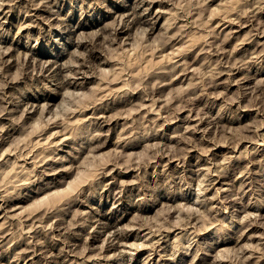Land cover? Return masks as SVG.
<instances>
[{"label":"rangeland","instance_id":"rangeland-1","mask_svg":"<svg viewBox=\"0 0 264 264\" xmlns=\"http://www.w3.org/2000/svg\"><path fill=\"white\" fill-rule=\"evenodd\" d=\"M6 1L0 0V35L6 37L0 36V44L6 46L0 45V54H5L4 49L10 52L8 57L0 58V66H3L0 67V97L4 96L0 101V204L8 203L0 209V263L264 264V0ZM138 1L143 3L140 5ZM4 11L8 14L7 19L2 18ZM121 14L125 16L122 18L128 19L124 21L121 18V22ZM138 30L146 33L144 37ZM226 34H229V39ZM106 35L108 39H105ZM78 40L83 42L82 46L75 44ZM220 44L224 47L219 48ZM75 50L77 52L73 53ZM89 53L95 57H89L85 68L80 63ZM242 56L246 57V63ZM27 57H32V61ZM185 60L190 66L185 64ZM98 61L103 62L99 64ZM241 61L242 64L238 63ZM49 64L59 69L54 73L56 76L50 71L48 75L42 68ZM64 64L69 68L65 69ZM186 65L189 69L184 71ZM225 68L229 72L224 71ZM66 71L74 72L68 74ZM177 72L178 76H175ZM210 74L214 84L210 82ZM199 79L206 89L199 88ZM191 80L199 85L191 84ZM75 91L80 94L70 97ZM6 102L9 104L5 105ZM45 105L47 109L43 108ZM151 109L157 112H151ZM104 112L107 114H101ZM194 123L196 132L191 126ZM100 127H104L103 131ZM49 130L56 131L51 133ZM88 149L95 151L98 158L93 153L89 155L91 151ZM198 202L205 203L199 205ZM206 205H212V208ZM112 211L111 218L118 221L119 231L125 235L127 232L130 249L120 247L117 248L119 252L114 249L112 253L113 250H108L102 243H105L103 235L90 244L88 234L96 233L98 221H105L104 217L112 215ZM27 216L25 223L23 220ZM188 216L193 222L188 220ZM150 254L153 257H148ZM248 254L251 257H247ZM216 257L220 259L213 261Z\"/></svg>","mask_w":264,"mask_h":264},{"label":"bare ground","instance_id":"bare-ground-1","mask_svg":"<svg viewBox=\"0 0 264 264\" xmlns=\"http://www.w3.org/2000/svg\"><path fill=\"white\" fill-rule=\"evenodd\" d=\"M1 1H2V0H1ZM5 1H6V0H5ZM5 1L3 0V2H5ZM36 1H37V0H36ZM36 1H35V3H37ZM38 1H39V0H38ZM42 1H43V0H40V2H42ZM6 2H7V1H6ZM8 2L10 3L11 1L9 0ZM33 2H34V1H33ZM46 2H48V1L46 0ZM134 2H135V1H134ZM140 2H141V1H140ZM140 2L138 1V3H140ZM259 2H260V1H259ZM0 3H1V2H0ZM35 3H34V4H35ZM138 3H137V4H138ZM142 3H143V2H142ZM142 3H140V5H141ZM147 3H148V2H147ZM31 4H32V3H31ZM39 4H40V3H39ZM41 4H42V3H41ZM43 4H44V3H43ZM50 4H51V3H50ZM137 4H136V5H137ZM28 5H29V4H28ZM35 5H37V4H35ZM44 5H45V4H44ZM47 5H48V3H47ZM259 5H260V4H259ZM2 6H3V5H2ZM29 6H31V5H29ZM39 6H40V5H39ZM45 6H46V5H45ZM45 6H44V8H45ZM51 6H52V5H51ZM128 6H129V5H128ZM132 6H133V5H132ZM261 6H262V5H261ZM10 7H11V5H10ZM49 7H50V6H49ZM133 7H134V6H133ZM139 7H140V6H139ZM144 7H145V5H144ZM147 7H148V6H147ZM259 7H260V6H259ZM263 7H264V6H262V8H263ZM0 8H1V6H0ZM46 8H47V7H46ZM145 8H146V7H145ZM4 9H5V8H4ZM127 9H128V8H127ZM146 9H147V8H146ZM158 9H159V8H158ZM160 9H161V7H160ZM135 10H136V9H135ZM142 10H145V9H142ZM149 10H150V9H148V11H149ZM126 11H127V10H126ZM133 11H134V10H133ZM133 11H132V12H133ZM136 11H137V10H136ZM139 11H141V10H139ZM146 11H147V10H146ZM261 11H263V9H262ZM1 12H2V11H1ZM50 12H51V11H50ZM127 12H128V11H127ZM130 12H131V11H130ZM143 12H145V11H143ZM156 12H157V10H156ZM252 12H253V10H252ZM2 13H3V12H2ZM37 13H38V11H37ZM54 13H55V12H54ZM118 13H119V12H118ZM120 13H122V12L120 11ZM136 13H137V12H136ZM136 13H134V14H136ZM138 13H141V12H138ZM256 13H257V12H256ZM39 14H40V13H39ZM39 14H38V15H39ZM124 14H125V13H124ZM124 14H121L122 16L119 17L120 20H121V22H122V19L125 21L126 18H127V17H126V18H122V17H125V16H123ZM131 14H132V13H131ZM143 14H145V13H143ZM147 14H148V13H147ZM147 14H146V15H147ZM7 15H8V14H7ZM7 15H6L5 11H4V15L2 16V18H3V17H6V19H7V18H8ZM33 15H34V14H33ZM45 15H46V14H45ZM129 15H130V13H129ZM140 15H141V14H140ZM35 16H36V15H35ZM54 16H55V15H54ZM136 16H138V15H136ZM148 16H149V15H148ZM42 17H43V16H42ZM45 17H46V16H45ZM51 17H52V16H51ZM117 17H118V15H117ZM132 17H133V16H131V18H132ZM140 17H141V16H140ZM143 17H144V16H143ZM145 17H146V16H145ZM145 17H144V18H145ZM0 18H1V17H0ZM36 18H37V17H36ZM48 18H49V16H48ZM48 18H47V19H48ZM121 18H122V19H121ZM138 18H139V17H138ZM226 18H228V17H226ZM34 19H35V18H34ZM59 19H60V18H59ZM61 19H62V18H61ZM127 19H128V18H127ZM142 19H143V18H142ZM148 19H149V18H148ZM231 19H232V17H231ZM43 20H44V19H43ZM49 20H50V18H49ZM56 20H58V19H56ZM129 20H130V19H129ZM129 20H128V21H129ZM166 20H167V19H166ZM233 20H234V19H233ZM4 21H5V20H4ZM63 21H65V20H63ZM63 21H62V22H63ZM71 21H72V20H71ZM115 21H116V20H115ZM115 21H114V22H115ZM137 21H140V20H137ZM143 21H144V19H143ZM146 21H147V20H146ZM148 21H149V20H148ZM87 22H88V21H87ZM117 22H118V20L116 21V23H117ZM129 22H130V21H129ZM65 23H66V22H65ZM67 23H68V22H67ZM119 23H120V21H119ZM119 23H118V24H119ZM127 23H128V22H127ZM132 23H133V22H132ZM142 23H144V22H142ZM146 23H147V22H146ZM231 23H232V20H231ZM245 23H246V22H245ZM245 23H244V25H246ZM114 24H115V23H114ZM114 24H113V25H114ZM122 24H123V23H122ZM124 24H125V23H124ZM137 24H138V23H137ZM140 24H141V23H140ZM0 25H1V23H0ZM4 25H5V24H4ZM69 25H70V24H69ZM138 25H139V24H138ZM141 25H142V24H141ZM244 25H243V26H244ZM126 26H127V25H126ZM133 26H134V25H133ZM142 26H143V25H142ZM142 26H140V27H142ZM241 26H242V25H241ZM111 27H112V26H111ZM113 27H115V26H113ZM117 27H118V26H117ZM119 27H120V25H119ZM119 27H118V28H119ZM137 27H138V26H137ZM0 28H1V26H0ZM72 28H73V26H72ZM115 28H116V27H115ZM115 28H114V30H115ZM143 28L146 29V27H144V26H143ZM143 28H142V30H143ZM154 28H155V27H153L152 29H154ZM234 28H235V27H234ZM239 28H240V27H239ZM6 29H7V28H6ZM124 29H126V28H124ZM135 29H136V28H135ZM228 29H229V28H228ZM228 29H227V30H228ZM68 30H69V28H68ZM70 30H71V29H70ZM72 30H73V29H72ZM107 30H108V29H107ZM109 30H110V29H109ZM111 30H112V29H111ZM111 30H110V31H111ZM120 30H121V28H120ZM224 30H225V29H224ZM227 30H226V31H227ZM229 30H231V28H230ZM229 30H228V31H229ZM233 30H236V29H233ZM110 31H108V32H110ZM116 31H117V29H116ZM130 31H131V30H130ZM144 31H145V30H144ZM228 31H227V32H228ZM231 31H232V30H231ZM117 32H118V31H117ZM128 32H129V31H128ZM137 32L142 33L141 30H138ZM137 32H136V33H137ZM222 32H223V31H222ZM0 33H2V32H0ZM3 33H4V32H3ZM60 33H61V32H60ZM69 33H70V32H69ZM111 33H113V32H111ZM111 33H110V34H111ZM115 33H116V32H115ZM144 33H145V32H144ZM144 33H142V34H143L142 37H144V35L146 34V33H145V34H144ZM225 33H226V32H225ZM228 33H230V32H228ZM66 34H67V33H66ZM98 34H100V33H98ZM98 34H97V35H98ZM106 34H107V33H106ZM93 35H96V34L93 33ZM97 35H96V36H97ZM100 35H101V34H100ZM111 35H112V34H111ZM117 35H118V33H117ZM120 35H121V34H120ZM136 35H137V34H136ZM230 35H231V34H230ZM232 35H233V34H232ZM0 36H1V35H0ZM70 36H72V35H70ZM98 36H99V35H98ZM115 36H116V35L114 34V37H115ZM228 36H229V34H226V35H225V37H227V38H228ZM233 36H234V35H233ZM1 37H2V36H1ZM3 37H5V36H3ZM3 37H2V38H3ZM68 37H69V36H68ZM89 37H90V36H89ZM101 37H102V36H101ZM108 37H109V34H108ZM108 37H107V35H106V36H105V39H106V38L108 39ZM116 37H117V36H116ZM118 37H119V36H118ZM225 37H224V38H225ZM5 38H6V37H5ZM69 38H70V37H69ZM103 38H104V37H103ZM109 38H110L111 40H113L112 37H109ZM224 38H223V39H224ZM229 38H230V36H229ZM229 38H228V39H229ZM77 39H78V37H77ZM77 39H76V40H77ZM82 39H84V38H82ZM85 39H86V38H85ZM93 39H94V38H93ZM114 39H116V38H114ZM223 39H222V40H223ZM228 39H227V40H228ZM0 40H1V39H0ZM6 40H7V39H6ZM6 40H5V41H6ZM80 40H81V38H80ZM118 40H119V39H118ZM118 40H117V41H118ZM106 41H107V40H106ZM108 41H109V40H108ZM220 41H221V40H220ZM225 41H226V38H225ZM225 41H224V42H225ZM252 41H253V40H252ZM259 41H260V40H259ZM88 42H89V41H88ZM95 42H96V41H95ZM98 42H100V41H98ZM101 42H102V40H101ZM114 42H115V41H114ZM226 42H227V41H226ZM257 42H258V40H257ZM71 43H72V42H71ZM107 43H109V42H107ZM110 43H111V42H110ZM125 43H126V42H125ZM125 43H124V44H125ZM221 43H222V42H221ZM260 43H261V42H260ZM5 44H6V43H5ZM75 44H76L77 46H80V45L82 46V45H83V42L78 40V41H75ZM86 44H87V46H88L89 43H86ZM93 44H94V43H93ZM224 44H225V43H224ZM0 45L2 46V44H0ZM71 45H72V44H71ZM73 45H74V44H73ZM103 45H104V42H103ZM4 46H5V45H4ZM4 46H2V47H4ZM8 46H9V45H8ZM10 46H12V45H10ZM15 46H16V45H15ZM74 46H75V45H74ZM91 46H92V45H91ZM91 46H90V47H91ZM94 46H95V45H94ZM126 46H127V45H126ZM126 46H125V49H126ZM129 46H130V45H129ZM222 46H223V45L220 44V47H219V48H221ZM225 46H226V45H225ZM257 46H258V44H257ZM5 47H6V46H5ZM100 47H101V46H100ZM223 47H224V46H223ZM254 47H255V46H254ZM26 48H27V47H26ZM75 48H78V47H75ZM82 48H83V47H82ZM96 48H98V47H96ZM103 48H104V46H103ZM219 48H218V49H219ZM8 49H9V47H8ZM88 49H89V47H88ZM88 49H85V50H88ZM177 49H178V48H177ZM236 49H237V47H236ZM4 50H5V54L3 53V55H2V53H1V54H0V58H1L2 56H7V57H8V55L10 54V52L8 53V50H7V51H6V49H4ZM73 50H74V49H73ZM78 50H79V49H78ZM220 50L223 51V50H225V49H220ZM220 50H218V52H219ZM233 50H235V49H233ZM252 50H253V49H252ZM0 51H1V49H0ZM10 51H11V50H10ZM32 51H33V49H32ZM34 51H35V50H34ZM70 51H71V50H70ZM92 51H93V50H92ZM215 51H217V50H215ZM221 51H220V52H221ZM235 51H236V50H235ZM254 51H255V52L257 51L256 48L254 49ZM11 52H13V51H11ZM25 52H27V51H25ZM72 52H73V51H72ZM75 52H77V50H75L73 53H75ZM79 52H80V51H79ZM86 52H87V51H86ZM88 52H89V50H88ZM174 52H176V51H174ZM174 52H173V53H174ZM177 52H179V51H177ZM177 52H176V53H177ZM213 52H214V51H213ZM218 52H217V53H218ZM220 52H219V53H220ZM225 52L227 53V51H225ZM255 52L251 51L252 54H254ZM29 53H31V50H29ZM73 53H72V54H73ZM80 53H81V52H80ZM82 53L84 54V52H82ZM93 53H94V52H93ZM100 53H101V52H100ZM176 53H175V55H178V54H179V53H178V54H176ZM215 53H216V52H215ZM215 53H214V54H215ZM217 53H216V54H217ZM223 53H224V52H223ZM251 53H250V54H251ZM25 54H27V53H25ZM34 54H35V53H34ZM77 54H78V53H77ZM86 54L88 55V53H86ZM180 54H181V53H180ZM227 54H228V53H227ZM233 54H234V53H233ZM250 54H249V56H250ZM255 54L257 55V53H255ZM255 54H254V55H255ZM259 54H260V53H259ZM14 55H15V54H14ZM19 55H21V54L19 53ZM74 55H75V54H74ZM81 55H82V54H81ZM97 55H98V54H97ZM100 55H101V54H100ZM217 55H218V54H217ZM220 55H222V54H220ZM223 55H226V54H223ZM229 55H230V53H229ZM256 55H255V56H256ZM260 55H261V54H260ZM10 56H11V55H10ZM21 56H22V55H21ZM21 56H20V57H21ZM23 56L25 57L26 55H23ZM32 56H33V55H32ZM75 56L77 57L78 55H75ZM85 56H86V55H85ZM173 56H174V55H173ZM184 56H185V55H184ZM226 56H227V55H226ZM231 56H232V55H230V57H231ZM11 57H13V55H12ZM20 57H19V58H20ZM34 57H35V56H33V59H35ZM37 57H38V56H37ZM37 57H36V58H37ZM86 57H87V56H86ZM89 57L93 59V58L95 57V55H93L92 53H89V56H88L86 59H84L85 61L82 60V61H84V62H81V61L79 60L80 58L78 59V62H79V63L81 62L80 64H81V65H84V67H85V65H86V64H85L86 61L90 59ZM98 57H99V56H98ZM179 57H180V56H179ZM186 57H187V56H186ZM217 57H218V56H217ZM234 57H235V56H234ZM243 57H244V56H242V58H243ZM247 57H248V56H247ZM253 57H254V56H253ZM9 58H10V57H9ZM9 58H8V60H9ZM19 58H18V59H19ZM27 58H29V57H27ZM27 58H26V59H27ZM31 58H32V57H31ZM31 58H29V60H31ZM38 58H39V57H38ZM74 58H75V57H74ZM82 58H85L84 55L82 56ZM170 58H171V57H170ZM177 58H178V57H177ZM220 58H221V57H220ZM232 58H233V57H231V59H232ZM236 58H237V56H236ZM245 58H246V57H245ZM245 58H243L242 60H244L245 63H246L247 60H246ZM250 58H251V57H250ZM256 58H257V57H256ZM259 58H260V57H259ZM92 59L90 60L91 62H92ZM104 59H107V58L105 57ZM174 59H175V58H174ZM181 59H182V58H181ZM187 59H188V57H187ZM223 59H224V58H223ZM228 59H229V58H228ZM233 59H235V58H233ZM238 59H241V58H238ZM247 59H249V58H247ZM251 59H252V58H251ZM257 59H258V58H257ZM1 60H2V59H1ZM6 60H7V59H6ZM10 60H11V59H10ZM10 60H9V61H10ZM14 60H15V59H14ZM19 60H20V59H19ZM22 60H23V59H22ZM36 60H37V59H36ZM40 60H42V59H40ZM44 60H45V59H44ZM47 60H48V59H47ZM58 60H59V59H58ZM73 60H74V59H73ZM76 60H77V59H76ZM172 60H173V59H172ZM217 60H218V59H217ZM225 60H226V59H225ZM31 61H32V60H31ZM51 61H52V60H51ZM55 61H56V60H55ZM68 61H69V60H68ZM70 61H72V58H71ZM177 61L179 62V60H177ZM180 61H182V60H180ZM183 61H184V59H183ZM188 61H189V60H188ZM220 61H222V60H220ZM226 61H227V60H226ZM228 61H229V60H228ZM230 61H231V60H230ZM253 61H254V59H253ZM1 62H2V61H1ZM1 62H0V63H1ZM7 62H8V61H7ZM7 62H6V63H7ZM22 62H23V61H22ZM33 62L35 63L34 60H33ZM36 62H37V61H36ZM41 62H42V61H41ZM45 62H46V61H45ZM47 62H48V61H47ZM64 62L67 63V64L70 63V62H66V61H64ZM64 62H63V63H64ZM73 62H74V61H73ZM78 62H77V63H78ZM87 62H88V61H87ZM101 62H103V61H100V63H101ZM178 62H177V63H178ZM186 62H187V60H185V64H188V63H189V62H188V63H186ZM207 62L209 63V61H207ZM210 62H212V61H210ZM218 62H219V61H218ZM223 62L225 63V61H223ZM223 62H222V63H223ZM232 62H233V60L231 61V63H232ZM235 62H237L236 59H235ZM235 62H234V64H236ZM255 62H256V61H255ZM9 63H10V62H9ZM9 63H8V64H9ZM27 63L31 64V62H27ZM74 63H75V62H74ZM98 63H99V61H98ZM100 63H99V64H100ZM181 63H182V62H181ZM183 63H184V62H183ZM191 63H192V62H191ZM226 63H227V62H226ZM228 63H229V62H228ZM231 63H229V64L231 65ZM238 63H241V64H242V61H241V62H238ZM238 63H237V64H238ZM11 64H12V63H11ZM41 64H42V63H41ZM43 64H44V63H43ZM56 64H57V62H56ZM67 64H64L65 67L67 66ZM70 64H71V63H70ZM109 64H110V63H109ZM175 64H176V63H175ZM175 64H174V65H175ZM185 64H184V65H185ZM189 64H190V63H189ZM189 64H188V65H189ZM210 64H211V63H210ZM210 64H208V66H209ZM217 64H218V63H217ZM219 64L221 65V63H219ZM229 64H228V65H229ZM5 65H6V64H5ZM5 65H4V66H5ZM25 65H26V64H25ZM31 65H32V64H31ZM39 65H40V64H39ZM57 65H59V64H57ZM60 65H61V64H60ZM92 65H93V64H91L90 66H92ZM94 65H95V64H94ZM94 65H93V66H94ZM115 65H116V64H115ZM170 65H171V64H170ZM176 65H177V64H176ZM176 65H175V68H177ZM184 65H181V66L183 67ZM188 65H186V67H184V71L186 70L185 68L189 69V68H188ZM225 65H227V64H225ZM243 65H245V64H243ZM1 66H2V64H1ZM1 66H0V67H1ZM6 66H7V65H6ZM8 66H9V65H8ZM32 66H34V65H32ZM36 66H37V63H36ZM41 66H44V65H41ZM88 66H89V65H88ZM93 66H92V67H93ZM101 66H102V64H101ZM110 66H112V65H110ZM113 66H114V65H113ZM177 66H178V65H177ZM181 66H180V67H181ZM189 66H190V65H189ZM191 66H192V64H191ZM236 66H237V65H236ZM236 66H235V67H236ZM2 67H3V66H2ZM59 67H60V66H59ZM72 67H73V66H72ZM94 67H95V66H94ZM98 67H99V65H98ZM163 67H164V66H163ZM165 67H167V66H165ZM169 67H171V66H169ZM209 67H210V66H209ZM36 68H37V67H36ZM42 68L45 70V72H46V71H47V72L50 71V72L53 73V74L56 73V72L59 70V69H57V68L55 69L54 66L52 67V64H51V65L49 64L47 67H42ZM62 68H63V67H62ZM67 68H69V67H66L65 69H67ZM74 68H75V66H74ZM85 68H86V67H85ZM87 68H88V67H87ZM95 68H96V67H95ZM101 68H102V67H100V69H101ZM105 68H106V67H105ZM160 68H161V67H160ZM167 68H168V67H167ZM167 68H166V69H167ZM172 68H173V65H172ZM172 68H171V70L174 71V69H172ZM223 68H224V67H223ZM227 68H228V67H227ZM227 68H225L224 71H226ZM231 68H233V67H231ZM2 69H3V68H2ZM2 69H1V70H2ZM34 69H35V68H34ZM37 69H39V68H37ZM60 69H61V67H60ZM108 69H109V68H108ZM163 69H164V68H163ZM177 69H178V68H177ZM177 69H175V70H177ZM179 69H180V68H179ZM181 69H183V68H181ZM209 69L211 70V68H208V70H209ZM221 69H222V68H221ZM71 70H73V69H71ZM77 70H80V68H78ZM81 70H83V69H81ZM81 70H80V71H81ZM88 70H89V68H88ZM93 70H94V68H93ZM102 70H104V69L102 68ZM106 70H107V69H106ZM158 70H159V69H158ZM158 70H157V71H158ZM164 70H165V69H164ZM168 70H169V69H168ZM171 70H169V71H171ZM210 70H209V72L212 71V70H211V71H210ZM228 70H229V68H228ZM236 70H237V69H236ZM68 71H69V70H68ZM86 71H87V70H86ZM177 71H178V70H177ZM181 71H182V70H181ZM181 71H180V72H181ZM184 71H183V73H184ZM186 71H187V70H186ZM220 71L222 72V70H220ZM230 71H231V73H232V70H230ZM41 72H43V71L41 70ZM41 72H40V73H41ZM71 72H74V71H70V72H67V71H66V73H68V74L71 73ZM87 72H88V71H87ZM162 72H163V71H162ZM180 72H179V73H180ZM226 72H229V71H226ZM239 72H240V71H239ZM37 73H38V71H37ZM59 73H60V72H59ZM59 73H58V75H59ZM62 73H63V72H62ZM64 73H65V71H64ZM77 73H78V72H77ZM84 73H85V72H84ZM160 73H161V72H160ZM169 73H170V72H169ZM171 73H174V72H171ZM187 73H188V72H187ZM211 73H212V72H211ZM78 74H79V73H78ZM81 74H82V73H81ZM85 74H86V73H85ZM157 74H158V73H157ZM161 74H162V73H161ZM177 74H178V72L176 73L175 76H178ZM192 74H193V73H192ZM48 75H49V72H48ZM54 75H55V74H54ZM70 75H71V74H70ZM74 75H75V74H74ZM87 75H89V74H87ZM170 75H171V74H170ZM182 75H183V74H182ZM185 75H186V74H185ZM185 75H184V76H185ZM210 75H211V74H210ZM226 75H227V74H226ZM230 75H231V74H230ZM43 76H44V75H43ZM46 76H47V75H46ZM52 76H53V75H52ZM55 76H56V75H55ZM68 76H69V75H68ZM72 76H73V75H72ZM72 76H71V77H72ZM179 76H180V75H179ZM189 76H190V75H189ZM212 76H213V75H211L210 78H209V76H208V78L210 79V82L213 80V79H211ZM37 77H38V76H37ZM40 77H41V75L39 76V78H40ZM49 77H51V76H49ZM58 77H60V75H59ZM64 77L66 78V76H64ZM69 77H70V76H69ZM159 77H160V76H159ZM173 77H174V75L172 74V79H174ZM180 77H181V76H180ZM229 77H230V76H229ZM244 77H245V80H246V76H244ZM43 78H44V77H43ZM73 78H74V76H73ZM84 78H85V77H84ZM166 78H167V77H166ZM186 78H187V77H186ZM189 78H190V77H189ZM192 78H193V77H192ZM194 78H195V77H194ZM203 78H204V77H203ZM55 79H56V78H55ZM67 79H68V77H67ZM161 79H162V78H161ZM161 79H160V80H161ZM206 79H207V78H206ZM53 80H54V79H53ZM53 80H52V81H53ZM61 80H62V79H60V81H61ZM72 80H73V79H72ZM74 80H75V79H74ZM76 80H78V79H76ZM158 80H159V79H158ZM165 80H166V79H165ZM192 80H193V79H192ZM192 80H191V84H194V83H192ZM214 80H217V79H214ZM66 81L69 82V80H66V79H65V82H66ZM161 81H163V80H161ZM170 81H171V80H170ZM172 81H173V80H172ZM199 81H200V86H201V87H199V88L204 87L205 85H204V84H203V86L201 85V80H200V79H199ZM203 81H204V79H203ZM243 81H244V79H243ZM157 82H158V81H157ZM164 82H165V81H164ZM207 82H208V81H207ZM218 82H219V81H218ZM241 82H242V81H241ZM59 83H61V85H62V82H59ZM71 83H72V82H71ZM71 83H70V84H71ZM73 83H74V82H73ZM77 83H78V82H77ZM77 83H75V84H77ZM196 83H197V82H195L194 85H196ZM198 83H199V82H198ZM203 83H204V82H203ZM211 83H212V82H211ZM215 83H216V82H215ZM219 83H220V82H219ZM219 83H216V84H219ZM239 83H240V82H239ZM80 84H81V83H80ZM80 84H79V85H80ZM83 84H84V83H83ZM163 84H164V83H163ZM212 84H214V83H212ZM216 84H215V85H216ZM220 84H221V83H220ZM244 84H245V83H244ZM63 85H64V84H63ZM67 85L69 86V84H67ZM197 85H199V84H197ZM197 85H196V86H197ZM210 85H211V84H210ZM215 85H213V86H215ZM65 86H66V84H65ZM75 86H76V85H75ZM206 86H208V85H206ZM244 86H246V85H244ZM61 87H62V86H61ZM69 87L71 88L72 86H69ZM73 87H74V86H73ZM78 87H79V86H78ZM191 87H192V85H191ZM218 87H219V86H218ZM59 88H60V87H59ZM66 88H67V87H66ZM70 88H69V89H70ZM75 88H76V87H75ZM80 88H81V87H80ZM192 88H193V87H192ZM195 88H196V87H195ZM197 88H198V87H197ZM204 88L206 89V87H204ZM208 89H209V88H208ZM5 93H6V95H8L7 92H5ZM71 93H72V92H71ZM71 93H70V94H71ZM77 93H79V92H78V91H75V93H72L71 95H70V94H69V95H70V97H72V95H74V94H75V95H78ZM120 93H121V92H120ZM120 93H119V94H120ZM79 94H80V93H79ZM81 94H82V93H81ZM115 94H117V93H115ZM244 94H245V93H244ZM1 95H2V94H1ZM9 96H11V95H9ZM116 96H117V95H116ZM116 96H115V97H116ZM119 96H120V95H119ZM122 96H123V95H122ZM1 97H4V96H1ZM1 97H0V98H1ZM5 97H6V96H5ZM111 97H112V96H111ZM7 98H8V96H7ZM9 98H10V97H9ZM121 98H122V97H121ZM11 99H12V98H10V100H11ZM47 99H48V98H47ZM117 99H118V97H117ZM1 100H2V98L0 99V101H1ZM3 100H5V99H3ZM125 100H126V98H125ZM129 100H130V99H129ZM5 101H6V100H5ZM14 101H15V100H14ZM26 101H27V100H26ZM45 101H46V100H45ZM116 101H117V100H116ZM121 101H123V100L121 99ZM12 102H13V101H12ZM16 102H17V100H16ZM29 102H31V101H29ZM119 102H120V101H119ZM129 102H131V100H130ZM167 102H168V101H167ZM6 103H7V102H6ZM14 103H15V102H14ZM31 103H32V102H31ZM34 103H35V102H34ZM46 103H47V102H46ZM46 103H45V104H46ZM122 103H123V102H122ZM125 103H126V102H125ZM127 103H128V102H127ZM127 103H126V104H127ZM8 104H9V103H7V104H5V105H8ZM25 104H26V103H25ZM48 104H49V102H48ZM48 104H47V105H48ZM70 104H71V103H70ZM72 104H73V102H72ZM120 104H121V103H120ZM143 104H144V103H143ZM143 104H141V106H143ZM2 105H3V104H2ZM12 105H15V104H12ZM19 105H20V104H19ZM34 105H36V104H34ZM37 105H39V103H38ZM47 105H45L46 107H43V106H42V107L47 109V107H48ZM145 105H148V104L145 103ZM145 105H144V106H145ZM167 105L169 106V104H167ZM15 106H16V105H15ZM25 106H26V105H25ZM86 106H89V105H86ZM86 106H85V107H86ZM162 106H164V105H162ZM162 106H159V107L162 108ZM206 106H207V105H206ZM206 106H205V107H206ZM12 107H13V106H12ZM28 107H29V106H28ZM42 107H41V109H42ZM116 107H117V106H116ZM8 108H9V107H8ZM31 108H32V107H31ZM33 108H34V107H33ZM70 108H72V107H70ZM105 108H106V107H105ZM138 108H140V107H138ZM149 108H151V107H149ZM161 108H160V109H161ZM165 108H166V106H165ZM170 108H171V107H170ZM189 108L191 109V107H189ZM194 108H195V107H194ZM72 109L74 110L75 108H72ZM85 109H86V108H85ZM101 109H102V108H101ZM152 109H153V107H152ZM152 109H151V112H152V111H156V109H155V110H152ZM160 109H158V112H159ZM201 109H202V108H201ZM205 109H206V108H205ZM207 109H208V108H207ZM4 110H5V109H4ZM48 110H49V109H48ZM77 110H78V109H77ZM98 110H99V108H98ZM137 110H138V109H137ZM164 110H165V109H164ZM166 110L169 111L168 109H166ZM182 110H183V109H182ZM184 110H185V109H184ZM188 110H189V109H188ZM202 110H203V109H202ZM11 111H12V110H11ZM44 111H45V110H44ZM49 111H50V110H49ZM70 111H71V110H70ZM75 111H76V109H75ZM80 111H82V109H81ZM83 111H84V110H83ZM149 111H150V110H149ZM167 111H166V112H167ZM204 111L206 112V110H204ZM208 111H209V110H208ZM41 112H43V111H41ZM156 112H157V111H156ZM160 112H161V111H160ZM160 112H159V113H160ZM198 112H202V111L198 110ZM45 113H46V112H45ZM71 113H72V112H71ZM97 113H98V112H97ZM99 113H100V112H99ZM191 113H192V112L190 111V114H191ZM206 113H207V112H206ZM46 114H47V113H46ZM51 114H53V112H51ZM54 114H55V113H54ZM68 114H69V113H68ZM101 114H107V113L104 112V113H101ZM197 114H198V113H197ZM197 114H196V116H197ZM42 115H44V112L42 113ZM42 115H41V116H42ZM49 115H50V114H49ZM49 115H47V117H49ZM57 115H58V114H57ZM76 115H77V114H76ZM82 115H83V114H82ZM85 115H86V113H85ZM92 115H94V114H92ZM155 115H157V114L155 113ZM159 115H161V113H160ZM159 115H158V117H159ZM26 116H27V115H26ZM50 116H51V115H50ZM54 116H55V115H54ZM54 116H53V118L56 117V116H55V117H54ZM77 116H79V114H78ZM95 116H96V115H95ZM99 116H100V115H99ZM99 116H98V117H99ZM101 116H102V115H101ZM101 116H100V117H101ZM104 116H105V115H104ZM107 116H108V115H107ZM107 116H106V117H107ZM116 116H117V115H116ZM177 116H178V115H177ZM185 116H186V115H185ZM189 116H191V115H189ZM189 116H188V117H189ZM200 116H202V115H200ZM208 116H209V115H208ZM47 117H46V119H47ZM57 117H58V116H57ZM89 117H91V116H89ZM154 117H156V116H154ZM158 117H157V118H158ZM178 117H179V116H178ZM209 117H211V116H209ZM209 117H208V118L206 117V118L209 119V120L213 119V118L210 119ZM212 117H213V116H212ZM223 117H224V116H223ZM76 118L78 119L79 117H76ZM119 118H120V115H119ZM196 118H197V117H196ZM88 119H89V118H88ZM94 119H97V118H94ZM106 119H107V118H106ZM108 119H110V118H108ZM111 119H112V116H111ZM116 119H117V117H116ZM187 119H188V118H187ZM193 119H194V117H193ZM203 119H204V118H203ZM214 119H215V117H214ZM218 119H219V118H218ZM52 120H53V119H52ZM52 120H51V121H52ZM54 120H56V119H54ZM100 120H101V119H100ZM104 120H105V119H104ZM117 120H118V119H117ZM189 120H190V119H189ZM191 120H192V119H191ZM200 120H202V119H200ZM200 120H199V121H200ZM209 120H208V121H209ZM47 121H50V119L48 118ZM47 121L45 120V122H47ZM90 121H92V119H91ZM93 121H94V120H93ZM93 121H92V122H93ZM95 121H96V120H95ZM194 121H195V120H194ZM196 121H197V120H196ZM196 121H195V122H196ZM216 121H217V119H216ZM219 121H220V120H219ZM97 122H98V121H97ZM116 122H117V121H116ZM200 122H201V121H200ZM212 122H213V121H212ZM53 123H54V122H53ZM201 123H202V122H201ZM213 123H214V122H213ZM217 123H218V122H217ZM87 124H89V123H87ZM98 124H99V123H98ZM197 124H198V123H197ZM199 124H200V123H199ZM199 124H198V125H199ZM208 124H209V123H208ZM47 125H49L48 122H47ZM93 125H94V124H93ZM179 125H181V124H179ZM193 125L195 126V123H194V124H191L192 127H193ZM217 125H218V124H217ZM85 126H86V125H85ZM88 126H89V125H88ZM95 126H96V125H95ZM99 126H100V124H99ZM187 126L189 127L188 124H187ZM191 126H190V127H191ZM204 126H205V125H204ZM207 126H209V125H207ZM213 126H214V125H213ZM215 126H216V125H215ZM110 127H111V126H110ZM175 127H176V126H175ZM175 127H173V128H175ZM188 127H187V128H188ZM205 127H206V126H205ZM217 127H218V126H217ZM58 128H59V127H57L56 130H59ZM100 128H101V127H100ZM103 128H104V127H103ZM103 128H101V130H102ZM200 128H201V127H200ZM200 128H199V129H200ZM202 128H203V127H202ZM207 128H208V127H206L205 129H207ZM210 128H211V127H210ZM63 129H65V128H63ZM195 129H197V128H195ZM208 129H209V128H208ZM208 129H207V130H208ZM56 130H55V131H56ZM108 130H110V129H108ZM175 130H176V129H175ZM55 131H54V130H52V131L49 130V132H51V133H52V132L54 133ZM102 131H103V130H102ZM102 131H101V132H102ZM176 131H177V130H176ZM193 131L196 132V131L194 130V127H193ZM197 131H199V130H197ZM58 132L60 133L61 131H58ZM191 132H192V130H191ZM208 132H209V131H208ZM102 133H103V132H102ZM178 133H179V132H178ZM201 133H203V132H201ZM57 134H58V133H57ZM61 134H62V133H61ZM64 134H65V133H64ZM90 134H91V133H89V135H90ZM94 134H95V133H94ZM176 134H177V133H176ZM176 134H175V137H177ZM179 134H180V133H179ZM179 134H178V135H179ZM204 134H205V133H204ZM204 134H202V136H203ZM53 135H55V134H53ZM53 135H52V136H53ZM89 135H88V136H89ZM96 135H97V134H96ZM63 136H67V135H63ZM146 136H147V135H146ZM160 136H161V135H160ZM162 136H163V135H162ZM180 136H181V135H180ZM182 136H183V135H182ZM205 136H206V135H205ZM54 137H55V136H54ZM95 137H96V136H95ZM154 137H155V136H154ZM166 137H168V136H166ZM183 137L187 138L188 136L186 137V135H185V136H183ZM183 137H182V138H183ZM48 138H49V137H48ZM203 138H204V137H203ZM62 139H64V138L62 137ZM62 139H61V140H62ZM169 139H170V138H169ZM172 139H173V138H172ZM187 139H188V138H187ZM187 139H185V140H187ZM204 139H205V138H204ZM90 140H91V139H90ZM90 140H88V141H90ZM179 140H180V139H179ZM206 140H207V139H206ZM161 141H162V140H161ZM161 141H160V142H161ZM180 141H182V140H180ZM57 142H59V141H57ZM90 142H91V141H90ZM115 142H116V141H115ZM115 142H114V144H115ZM182 142H183V141H182ZM52 143H53V141H52ZM59 143H60V142H59ZM158 143H159V142H158ZM158 143L156 142L157 145H158ZM162 143H163V142H162ZM164 143H165V142H164ZM87 144H88V143H87ZM89 144H90V143H89ZM92 144H93V143H92ZM92 144H91V145H92ZM118 144H119V142H118ZM120 144H121V143H120ZM156 144H155V145H156ZM159 144H160V143H159ZM214 144H215V143H214ZM97 145H98V144H97ZM99 145H100V144H99ZM99 145H98V146H99ZM101 145H102V144H101ZM103 145H104V144H103ZM160 145H161V144H160ZM160 145H159V146H160ZM164 145H165V144H163V146H164ZM166 145H167V144H166ZM88 146H89V145H88ZM88 146H87V147H88ZM92 146H94V145H92ZM90 147H91V146H90ZM99 147H100V146H99ZM103 147H104V146H103ZM157 147H158V146H157ZM160 147L162 148V146H160ZM165 147L167 148V146H165ZM165 147H164V148H165ZM172 147H173V146H172ZM172 147H171V148H172ZM92 148H93V147H92ZM158 148H159V147H158ZM171 148H170V150H172ZM89 149H91V148H89ZM89 149H88V150H89ZM93 149H94V148H93ZM98 149H99V148H98ZM100 149H101V148H100ZM159 149H160V148H159ZM255 150H256V149H254V151H255ZM89 151H91V150H89ZM96 151H97V146H96ZM157 151H158V150H157ZM167 151H168V149L166 150V152H167ZM249 151H250V150H249ZM251 151H252V150H251ZM251 151H250V152H251ZM254 151H253V153H254ZM99 152H100V150H99ZM158 152H160V151H158ZM162 152H163V151H162ZM164 152H165V151H164ZM250 152H249V153H250ZM91 153H93V152H92V151L89 152V155H90ZM94 153H95V155H94ZM94 153H93V156L95 157V156H96V152L94 151ZM97 153H98V152H97ZM255 153H257V152L255 151ZM259 153H260V152H259ZM100 154H101V152H100ZM100 154H97V155H100ZM167 154H168V152H167ZM87 155H88V152H87ZM91 155H92V154H91ZM209 155H210V154H209ZM100 156H101V155H100ZM100 156H99V157H100ZM201 156H202V155H201ZM88 157H89L88 159L91 158V156H88ZM225 157H226V156H225ZM227 157L229 158V156H227ZM227 157H226V158H227ZM86 158H87V157H86ZM95 158H96V157H95ZM95 158L93 159V157H92V159H93L94 161H95ZM97 158H98V157H97ZM97 158H96V159H97ZM226 158H225V159H226ZM202 159H203V158H202ZM202 159H201V160H202ZM234 159H235V158H234ZM84 160H85V157H84ZM90 160H91V159H90ZM90 160H89V161H90ZM169 160H170V159H169ZM171 160H172V159H171ZM185 160H186V159H185ZM228 160H229V159H228ZM252 160H253V159H252ZM252 160H251V161H252ZM76 161H77V160H76ZM82 161H83V160H82ZM87 161H88V160H87ZM94 161H93V162H94ZM188 161H189V160H188ZM199 161H200V160H199ZM222 161H223V160H222ZM224 161H225V160H224ZM226 161H227V160H226ZM229 161H231V160H229ZM234 161H235V160H234ZM236 161H237V160H236ZM238 161H239V160H238ZM251 161H250V162H251ZM80 162H81V161H79V163H80ZM85 162H86V161H85ZM90 162H91V161H90ZM90 162H89V163H90ZM214 162H215V161H214ZM248 162H249V161H248ZM71 163H72V160H71ZM79 163H78V164H79ZM196 163H197V162H196ZM215 163H217V162H215ZM226 163H227V162H226ZM229 163H230V162H229ZM231 163H232V162H231ZM93 164H94V163H92L91 165H93ZM200 164H201V163H200ZM209 164H210V163H209ZM209 164H208V165H209ZM219 164H220V163H219ZM221 164H222V163H221ZM71 165H72V164H71ZM71 165H70V166L68 165V166L71 168V167H73V166H71ZM75 165H76V164H75ZM75 165H74V166H75ZM83 165H85V164H83ZM188 165H189V164H188ZM188 165H187V166H188ZM212 165H213V164H211V166H212ZM229 165H230V164H229ZM68 166H67V167H68ZM78 166H81V165H78ZM86 166H87V165H86ZM89 166H90V165H89ZM192 166H193V165H192ZM198 166H199V165H198ZM226 166H228V165H226ZM64 167H65V166H64ZM67 167H66V170H67ZM90 167H91V166H90ZM212 167H213V166H212ZM216 167H219V166L217 165ZM221 167H222V165H221ZM221 167H220V168H221ZM231 167H232V166H231ZM79 168H80V167H79ZM85 168H86V167H85ZM87 168H88V167H87ZM191 168H192V167H191ZM193 168H194V167H193ZM208 168L210 169L211 167L208 166ZM220 168H218V169H220ZM222 168H223V167H222ZM222 168H221V169H222ZM72 169H73V168H72ZM77 169H78V167H77ZM209 169H208V172H211V171H209ZM213 169H214V167H213ZM218 169H216V170H218ZM228 169H230V168H228ZM233 169H234V168H233ZM70 170H71V169H70ZM192 170H193V169H192ZM192 170H191V172H192ZM211 170H212V168H211ZM226 170H227V169H226ZM230 170H231V169H230ZM230 170H229V171H230ZM214 171H215V170H214ZM218 171H219V170H218ZM221 171H223V170H221ZM243 171H244L243 173L245 174V170H243ZM70 172H71V171H70ZM74 172H75V171H74ZM115 172H116V171H115ZM193 172H195V171H193ZM246 172H247V171H246ZM66 173H67V172H66ZM222 173H223V172H222ZM225 173H226V172H224V174H225ZM241 173H242V171H241ZM247 173H248V172H247ZM69 175H70V174H69ZM210 175H211V174H210ZM218 175H219V173H218ZM233 175H234V174H233ZM191 176H192V175H191ZM230 176H231V175H230ZM113 177H114V176H113ZM241 177H242V176H241ZM192 178H193V177H192ZM208 179H210V178H208ZM210 180H211V179H210ZM218 180H219V179H218ZM189 181H190V180H189ZM201 181H202V180H201ZM215 181H216V180H215ZM210 182H211V181H210ZM113 183H114V182H113ZM211 183H212V182H211ZM223 183H224V182H222V184H223ZM201 184H202V183H201ZM47 186H48V185H47ZM123 186H124V185H123ZM126 187H127V186H125V188H126ZM43 189H44V188H43ZM46 189H47V187H46ZM131 189H132V188H131ZM127 191H129V190H127ZM36 192H37V191H36ZM116 192H117V191H116ZM121 192H122V191H121ZM176 193H177V192H176ZM123 194L125 195V193H123ZM127 194H128V193H127ZM72 195H73V194H71V196H72ZM109 196H110V195H109ZM121 196H122V195H121ZM121 196H119V197H121ZM171 196H172V195H171ZM176 196H177V195H176ZM69 197H70V196H68V198H69ZM117 197H118V194H117ZM22 198H23V197H22ZM25 198H26V197H25ZM187 198H188V197H187ZM3 199H6V198H3ZM74 199H75V198H74ZM74 199H73V200H74ZM211 199H212V198H211ZM7 200H8V199H7ZM115 200H116V199H115ZM203 200H204V199H203ZM203 200H201V201H203ZM215 200H216V199H215ZM221 200H222V199H221ZM70 201H71V200H70ZM121 201H122V200H121ZM198 201H199V200H198ZM201 201H200V202H201ZM212 201H213V200H212ZM217 201H218V200H217ZM73 202H74V201H73ZM117 202H118V201H117ZM6 203H8V202H6ZM6 203L0 204V209H2L3 207H5V206L7 205ZM70 203H72V202H70ZM203 203H205V202H202V203H199V202H198L199 205H200V204H203ZM206 203H208V201H206ZM212 203H213V202H212ZM218 203H219V202H218ZM17 204H19V202H18ZM72 204H73V203H72ZM209 204H210V203H209ZM253 204H254V203H253ZM253 204H251V205L253 206ZM248 205H249V204H248ZM8 206H9V205H8ZM206 206H208V205H206ZM210 206H212V205H209L208 207H210ZM213 206H214V205H213ZM242 206H243V205H242ZM246 206H247V205H246ZM246 206H245V207H246ZM203 207H204V206H203ZM216 207H217V206H216ZM216 207H215V208H216ZM211 208H212V207H210V209H211ZM246 208H247V207H246ZM7 209H8V208H7ZM183 209H184V208H183ZM190 209H191V208H190ZM204 209H205V208H204ZM206 209H207V208H206ZM208 209H209V208H208ZM241 209H242V208H241ZM5 210H6V209H5ZM187 210H188V209H187ZM187 210H186V211H187ZM191 210H192V209H191ZM199 210H200V208H199ZM199 210H198V211H199ZM1 211H4V210H1ZM8 211H10V210L8 209ZM194 211H195V210H194ZM196 211H197V210H196ZM198 211H197V213H198ZM203 211H205V210H203ZM206 211H208V210H206ZM184 212H185V211H184ZM189 212H190L189 214L191 215V211H190V210H189ZM208 212H209V211H208ZM210 212H211V211H210ZM249 212H251V211H249ZM2 213H3V212H2ZM8 213H9V212H8ZM113 213H114V211L111 212L112 215H108V214H107V216L104 217L105 221H103L102 219H100V220L98 221V223H97L98 230H96V233L88 234V237H89L88 239H89V241H90V244H94V242H95L100 236L103 235V238H104L103 240L105 241V243H104V242H102V243L105 244V246H106V248H107L108 250H109V249L113 250L112 253H114V249H117V248H120V247L127 248V247L129 246V243H130V242H129L130 240L127 241V232H126V235H125V233L123 234V232L121 233V232L119 231L118 227H117L119 224L117 225L116 222H118V221H114L115 219L113 220V219L111 218V217L113 216ZM192 213H193V212H192ZM187 214H188V213H187ZM189 214H188V215H189ZM194 214H195V213H194ZM194 214H193V216H194ZM199 214H200V213H199ZM248 214L251 215V213H248ZM7 215H8V214H7ZM100 215H101V214H100ZM100 215H98V216H100ZM102 215H103V214H102ZM104 215H105V214H104ZM10 216H11V215H10ZM7 217H9V216H7ZM28 217H29V216L25 217L23 221L25 222V219L28 218ZM32 217H33V216H32ZM35 217H36V216H35ZM40 217H41V216H40ZM96 217H97V216H96ZM37 218H39L38 215H37ZM37 218H35V219H37ZM89 218H90V217H89ZM96 219H97V218H96ZM98 219H99V218H98ZM189 219H190V218H189V216H188V220H189ZM191 219H192V218H191ZM191 219H190V220H191ZM193 219H195V218H193ZM196 219H199V218H196ZM40 220L42 221L43 219H40ZM40 220H38V221L40 222ZM58 220H59V218H58ZM31 221H32V220H31ZM83 221H84V220H83ZM83 221H82V222H83ZM86 221H87V220H86ZM94 221H96V220H94ZM198 221H199V220H198ZM233 221H234V220H233ZM26 222H27V221H26ZM26 222H25V223H26ZM33 222H34V218H33ZM36 222H37V221H36ZM57 222H58V221H57ZM190 222H193V220H191ZM31 223H32V222H31ZM37 223H38V222H37ZM41 223H44V220H43ZM80 223H81V222H80ZM86 223H87V222H86ZM88 223H89V222H88ZM253 223H255V222H253ZM32 224H33V223H32ZM59 224H60V223H59ZM59 224H58V225H59ZM78 224H79V223H78ZM78 224H76V226H77ZM83 224H84V223H83ZM89 224H91V222H90ZM93 224H94V223H93ZM239 224H240V222H239ZM42 225H43V224H42ZM44 225H45V224H44ZM60 225H61V224H60ZM79 225H81V224H79ZM85 225H86V224H85ZM240 225H241V224H240ZM32 226L34 227V224H33ZM35 226H37V225H35ZM38 226H39V224H38ZM45 226H46V225H45ZM53 226H54V225H53ZM88 226H89V225H88ZM93 226H94V225H93ZM119 226H120V225H119ZM28 227H29V226H27V228H28ZM33 227H32V228H33ZM49 227H50V226H49ZM77 227H78V226H77ZM80 227H81V226H80ZM82 227H83V226H82ZM34 228H35V227H34ZM41 228H42V227H41ZM54 228H55V227H54ZM61 228H62V227H61ZM86 228H87V227H86ZM92 228H94V227H92ZM92 228H91V229H92ZM95 228L97 229V227H95ZM124 228H125V227H124ZM39 229H40V228L38 227V230H39ZM56 229H57V228H56ZM83 229H84V228H83ZM87 229H88V228H87ZM91 229H90V230H91ZM122 229H123V228H122ZM131 229H132V228H131ZM141 229H142V228H141ZM151 229H152V228H151ZM27 230H29V229H27ZM27 230H26V232H27ZM40 230H41V229H40ZM50 230H51V229H50ZM145 230H146V229H145ZM157 230H158V229H157ZM29 231H32V230H29ZM85 231H86V230H85ZM88 231H89V230H88ZM129 231H130V230H129ZM90 232H91V231H90ZM90 232H89V233H90ZM140 232H141V231H140ZM140 232H139V233H140ZM147 232H148V231H147ZM149 232H150V230H149ZM195 232H196V231H195ZM6 233H7V232H6ZM31 233H33V232H31ZM76 233H77V232H76ZM79 233H80V232H79ZM81 233H83V231H82ZM81 233H80V234H81ZM128 233H130V232H128ZM137 233H138V232H137ZM197 233H198V232H197ZM10 234H11V233H10ZM33 234H34V233H33ZM85 234H86V233H85ZM144 234H145V233H144ZM147 234H148V233H147ZM149 234H150V233H149ZM132 235H133V234H132ZM155 235H156V234H155ZM161 235H162V233H161ZM196 235H197V234H196ZM2 236H3V235H2ZM6 236H7V235H6ZM6 236H5V237H6ZM8 236H9V235H8ZM77 236H79V234H77ZM85 236H86V235H85ZM138 236H139V235H138ZM138 236L136 235V237H138ZM141 236H142V235H141ZM150 236H151V235H150ZM153 236H154V235H153ZM153 236H152V238H153ZM27 237H29V235H28ZM79 237H80V236H79ZM148 237H149V236H148ZM8 238H9V237H8ZM8 238H6V239H8ZM82 238H83V237H82ZM85 238H86V237H85ZM132 238H133V237H132ZM149 238H150V237H149ZM191 238H192V237H191ZM3 239H4V238H3ZM29 239H31V238H29ZM32 239H33V237H32ZM88 239H87V240H88ZM136 239H137V238H136ZM146 239H147V238H146ZM150 239H151V238H150ZM155 239H156V238H155ZM189 239H190V238H189ZM131 240H132V239H131ZM160 240H161V239H160ZM190 240H191V239H190ZM190 240H189V242H190ZM4 241H5V240H4ZM7 241H8V240H7ZM22 241H23V240H22ZM28 241H29V240H28ZM35 241H37V240H35ZM35 241H34V242H35ZM46 241H47V240H46ZM48 241H49V240H48ZM83 241H84V240H83ZM100 241H101V240H100ZM132 241L134 242L135 240H132ZM154 241H157V240H154ZM187 241H188V239H187ZM39 242H40V241H39ZM39 242H38V243H39ZM72 242H73V241H72ZM80 242H81V240H80ZM128 242H129V243H128ZM133 242H131V243H133ZM140 242H142V241H140ZM140 242H138V243H140ZM145 242H146V241H145ZM191 242H193V241H191ZM25 243H26V242H25ZM29 243H31V242H29ZM29 243H28V244H29ZM41 243H42V241H41ZM52 243H54V242H52ZM82 243H83V242H82ZM82 243H81V244H82ZM146 243H147V242H146ZM150 243H151V242H150ZM150 243H149V241H148V244H150ZM31 244H32V243H31ZM31 244H29V245H31ZM48 244H49V243H48ZM48 244H47V245H48ZM68 244H69V243H68ZM75 244H77V243H75ZM79 244H80V243H79ZM86 244H87V242H86ZM98 244H99V243H98ZM98 244H97V245H98ZM133 244H134V243H133ZM135 244L137 245V242H136ZM140 244L144 245L143 243H140ZM148 244H147V245H148ZM152 244H153V242H152ZM192 244H193V243H192ZM35 245H36V244H35ZM39 245H40V244H39ZM39 245H38V246H39ZM53 245H54V244H52V246H53ZM70 245H71V243H70ZM130 245H132V244H130ZM142 245H141V246H142ZM189 245H190V243H189ZM103 246H104V245H103ZM133 246H134V245H133ZM137 246H138V245H137ZM154 246H155V244H154ZM159 246H160V245H159ZM246 246H247V245H246ZM28 247H29V246H28ZM36 247H37V246H36ZM39 247H40V246H39ZM44 247H45V246H44ZM47 247H48V246H47ZM70 247H71V246H70ZM72 247H73V246H72ZM72 247H71V248H72ZM75 247H76V246H75ZM75 247H73V248H75ZM83 247H84V246H83ZM86 247H87V246H86ZM134 247H135V246H134ZM247 247H249V246H247ZM45 248H46V247H45ZM51 248H52V247H51ZM55 248H56V247H55ZM130 248H131V247H130ZM130 248L128 247V249H130ZM137 248H138V247H137ZM139 248H140V247H139ZM141 248H144V247H141ZM153 248H154V247H153ZM153 248H152V249H153ZM243 248H244V247H243ZM32 249H34V248H32ZM42 249H44V248H42ZM48 249H49V247H48ZM156 249H157V248H156ZM246 249H247V248H246ZM24 250H25V249H24ZM38 250H39V249H38ZM46 250H47V249H45V251H46ZM55 250H56V249H55ZM71 250H72V249H71ZM99 250H100V247H99ZM117 250H118V251H117ZM117 250H116V252H119V249H117ZM135 250H136V249H135ZM249 250H250V248H249ZM251 250H252V249H251ZM43 251H44V250H43ZM58 251H59V249H58ZM67 251H68V250H67ZM73 251H74V250H73ZM138 251H139V250H137V252H138ZM147 251H148V250H147ZM154 251H155V250H153V252H154ZM157 251H158V250H157ZM242 251H243V250H242ZM244 251H245V250H244ZM24 252H25V251H24ZM26 252H27V251H26ZM28 252H29V251H28ZM35 252H36V249H35ZM46 252H47V251H46ZM71 252H72V251H71ZM87 252H88V251H87ZM116 252H115V253H116ZM123 252H124V251H123ZM251 252H252V254H253V251H251ZM48 253H49V252H48ZM58 253H59V252H58ZM67 253H68V252H67ZM108 253H109V252H108ZM112 253L110 254V257H111V255H112ZM124 253H125V252H124ZM124 253H123V254H124ZM133 253H134V252H133ZM157 253H158V252H157ZM168 253H169V252H168ZM172 253H173V252H172ZM242 253H243V252H242ZM33 254H34V252H33ZM35 254H36V253H35ZM46 254H47V253H46ZM64 254H65V253H64ZM74 254H75V253H74ZM134 254H135V253H134ZM218 254H220V253H218ZM218 254H217V257H218ZM250 254H251V253H250ZM252 254H251V255H252ZM47 255H48V254H47ZM52 255H54V253H53ZM59 255H60V254H59ZM66 255H67V254H66ZM68 255H69V254H68ZM105 255H106V254H105ZM114 255H115V254H114ZM120 255H122V254H120ZM148 255H149V254H148ZM244 255H245V254H244ZM38 256H39V255H38ZM41 256H42V255H41ZM44 256H45V254H44ZM60 256H61V255H60ZM60 256H59V257H60ZM64 256H65V255H64ZM106 256H108V255H106ZM151 256H152V255L150 254V256H148V257H151ZM0 257H1V256H0ZM4 257H5V256H4ZM54 257H55V256H54ZM67 257H68V259H70L69 256H67ZM67 257H66V259H67ZM98 257H99V256H98ZM102 257H103V255H102ZM102 257H101V258H102ZM110 257H109V258H110ZM114 257H115V256H114ZM152 257H153V256H152ZM213 257H214V256H213ZM217 257H216L215 260H213V261H216V260H218V259L221 258V256H220V258H218V259H217ZM238 257H239V256H238ZM243 257H244V256H243ZM247 257H251V256H249V254H248ZM41 258H42V257H41ZM103 258H104V257H103ZM103 258H102V259H103ZM116 258H118V257L116 256ZM244 258H246V256H245ZM33 259H34V258H33ZM50 259H51V258H50ZM56 259H57V258H56ZM63 259H64V258H63ZM66 259H65V260H66ZM73 259H74V258H73ZM106 259H107V258H106ZM150 259H151V258H150ZM171 259H172V258H171ZM223 259H224V258L222 257V260H223ZM237 259H238V258H237ZM237 259H236V260H237ZM31 260H32V259H31ZM47 260H48V259H47ZM57 260H58V259H57ZM144 260H145V259H144ZM144 260H142V261H144ZM148 260H149V258L146 259L145 262L148 261ZM239 260H240V259H239ZM151 261H152V260H151ZM154 261H155V260H154ZM171 261H172V260H171ZM173 261H174V260H173ZM224 261H225V259H224ZM43 262H44V261H43ZM53 262H54V259H53ZM70 262H71V261H70ZM145 262H144V263H145ZM152 262H153V261H152ZM217 262H218V261H217ZM220 262H221V260H220ZM220 262H219V263H220ZM47 263H48V261H47ZM192 263H193V262H192ZM192 263H191V264H192ZM232 263H233V262H232ZM239 263H240V262H239ZM261 263H262V262H261ZM0 264H1V263H0ZM56 264H58V263H56ZM95 264H96V262H95ZM151 264H152V263H151ZM193 264H194V263H193ZM235 264H236V263H235Z\"/></svg>","mask_w":264,"mask_h":264}]
</instances>
